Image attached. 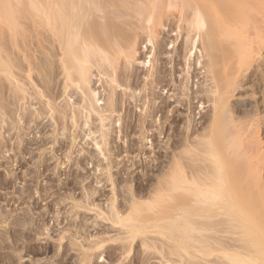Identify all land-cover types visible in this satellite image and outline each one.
<instances>
[{
	"label": "bare ground",
	"instance_id": "6f19581e",
	"mask_svg": "<svg viewBox=\"0 0 264 264\" xmlns=\"http://www.w3.org/2000/svg\"><path fill=\"white\" fill-rule=\"evenodd\" d=\"M167 23L169 24L167 26L172 25L176 28V35H178V31L182 34V43H180L181 46H178L179 48L176 49L177 52L174 62L175 64H179V66L182 64L184 67L183 71L186 69L184 76L180 77L182 79H180V81L178 79L177 81V83L180 82V85L174 90H178V92L173 101H176L180 106H175V108H173L174 115L172 114L171 122L166 126V130L171 131L170 135L168 133L171 139L170 144L164 146L166 151L167 149L170 150V162H167L169 163L167 168H169L167 169L168 171L165 170V175H161L163 177H161L159 181L156 180V183L153 182L156 186L155 184L150 185L152 186V189L149 188L151 191H147L148 185H146L147 187L145 188L147 189L138 188L134 191L135 193L133 192L135 197L130 199L131 205L130 202L128 203L130 205V211L137 213L136 216L134 215L136 218L130 214L129 210V213L122 215L121 209L119 210L114 203L110 205L116 209L112 207V212L110 214L111 208L108 210L107 208L109 207H106L109 215L107 216L108 218L105 217V219L111 218L110 220L113 221H111L112 223H123V226L129 221H133L134 223L137 222L134 221L137 217L139 221V217L142 216L140 221L142 223L144 220L145 223L148 222V218H150V223H152V225L148 224L149 222L146 224L152 227L146 225L144 231L148 233L150 228H156L153 232L159 235V239H154V244L153 241L151 242L153 245H148L150 242L146 239L149 243H143L146 247H142L145 249L147 247L148 249L152 248L150 251L153 250V252L151 251L152 253L150 252L149 256L153 254L158 258L161 264H264V151L262 150V140L258 138L259 133L257 134V132H259V130H257L259 127L256 129L258 121H256L257 124L254 121L256 124V126L254 125L255 127H253L254 130H252L253 121L251 120L253 118L250 119L247 116L248 120H251L249 123L250 120H244L243 117L241 122L242 116H239L241 113L235 116V114H238L236 112L237 110L234 108L236 102L230 100V98L235 95L237 89L244 88V86L247 85V87H249V85L253 87V85H251L252 82L251 84L249 83L251 81L249 80L250 75H242V69L252 65L255 56L260 54L261 50L264 48V0H0V26L3 28H0V71L4 73V76L10 74L8 77L11 79L9 80L10 82L8 81V83H11L9 84L11 85L9 86L11 93L10 98L14 97L15 94L14 99L16 100V104L13 102L16 108L13 107L14 110L11 113H8L9 109H5L6 107L8 108V106H5L6 104L4 105V102H1V128L2 123L4 124L5 119L7 120L8 118L5 111L10 114L9 116H12L10 117L12 119L13 112L17 109L16 117L14 116L17 119L16 125L14 126L11 121H9V124L12 123L15 130L18 132H20L22 128L20 127V125L23 124L21 122H25L24 120L21 121V119L24 117L25 119L28 117L33 119V115L38 109H33L35 110L33 114L31 108H28V110L26 109L28 106L26 108L23 106L27 105L25 102L28 103V101L30 104L32 101H39L40 103L43 101L45 94L42 90H47L46 88L48 87H46V85H48V83H44V85L46 84V88L40 85L43 84L42 82L46 77L48 81L50 78L52 79L56 74L52 73L54 75H50L54 69V71H58L57 77H54L58 82H55L53 78L49 83L55 82L56 84H52L54 86L57 85L59 91L56 95H54V92V96L52 95L53 92H49L50 94L47 95L48 91H46L47 98L46 100L44 99L46 103L43 104H46L45 106L48 105L47 107L50 106L51 112L55 108L60 110L63 114L59 113L60 111H58V113L62 114L63 117L65 116V119L68 118V121L70 119V124L72 122L74 126V129H71L73 126L69 124L71 126L70 128L69 125H67L69 123L67 120L65 121L66 124L64 121H60V123H58V121V131L56 130V134L63 128H70V130H73L69 134L70 137L67 135L65 136L66 138L68 137V139L72 136V140L70 139V141L74 145L78 137L80 138L83 136L82 132H77L78 127L83 130L86 126L90 132L94 134L93 137L90 135V137L94 139V145L92 146L94 148L87 153L88 155L84 154L85 159L89 158V160H93L95 158H102L100 160L103 161L102 168L107 174V179L111 181V184H114L116 179L112 177L113 173L111 169L114 167L117 170L118 167L115 166H117L119 162L117 163L114 159L112 160L111 155H118L123 150L121 145H116L114 148L116 150L110 148L111 146L108 147V144L111 142L108 136L112 134L113 131L111 127L114 124L113 122H115L113 114L116 113L119 108V102H121L120 100L122 99L119 97L120 95L121 97L123 96L122 92L124 91L127 97L125 99L123 98L124 101L122 100L125 105L124 108L127 109V111L130 104L128 103L129 105L126 106V100H128L129 97H131V99L134 98V100H138V98L141 101L143 100V105H141L142 107L144 106V110H139L143 112L141 116L139 115L137 123L135 122L136 124H133L129 122L125 128L126 131L132 132L137 126L141 141L144 139L148 140L149 126H152L156 114L159 112L162 113L164 109H167L169 106V101H167V99H160L161 101L156 105V99L160 96L157 90H155L159 84L163 88L172 85V82L175 81V78L173 80L167 79L171 75L167 77L166 73L169 69L165 66L166 60L164 63V59L162 61L159 58L162 61V63H160L161 61L159 62V66L157 64V66H155L154 64L156 61H154L155 63L151 62L152 60L149 58L146 62L143 61V66H150L148 63H154L151 65V69L148 71L146 70L147 73L144 75H141L142 72L140 73L141 68L138 69L140 71L137 70L139 66L133 68V63L135 60V62H137L138 58L136 56H138L137 52L139 48H136V45L141 35H143V33L147 34L149 40L146 41L147 43L148 41H152L153 43L151 42V44L153 46L156 35L163 31H160V29L162 26L164 28ZM170 29L171 27L169 30ZM5 33L8 34L9 44H11V59L6 53L9 48L5 49ZM152 37H154V39H152ZM142 39L145 40L144 38H141V40ZM164 41L159 39L158 42L156 41L157 43L154 44L156 45L158 53H163L167 49L166 41ZM173 46L177 47V45L174 44ZM36 50H41L44 58H41L42 54H40L41 57L39 54H36ZM41 51L39 53H41ZM156 54L155 52V55ZM36 55L40 57H38L39 59H43L42 62L37 60L38 58ZM153 60H155V57ZM191 64L197 66V69L201 67L204 73L203 85H196L197 87L194 90L191 88L192 85L189 87V79L192 78L193 80V78H195L193 77L194 72L190 75L189 68ZM257 64L259 65V63ZM131 65L132 68L130 67ZM143 66L141 67L143 68ZM15 67L17 70H21L20 68H22V70L17 72V70H14ZM253 68L255 69V66ZM263 70L264 69L258 70L260 71L259 77L261 78V82H259L260 84L262 83V85H264ZM173 73H175V71ZM4 76L2 74L0 78ZM42 76L46 77L44 78ZM48 76L51 77L48 79ZM94 76L98 78L95 77L96 79H94ZM40 78H44L42 82ZM141 78L142 81H144V84L142 83L143 86L140 84ZM1 80H3V78ZM255 81L257 80L255 79ZM3 82L6 83L5 81ZM98 82H100L99 84L102 87L98 85V89L101 88V91H106V94L103 93L102 95L100 93L103 98L99 96V91H96L97 88L95 84L97 85ZM124 85L125 89L123 90L121 86ZM138 85H140L139 87L142 86V93L140 94V91L138 92L139 95H136L133 92V88ZM50 86L52 85H49V88ZM54 86L50 89H55ZM0 87L1 92L2 86ZM10 87H13L15 91ZM117 87H121L120 89L123 90L121 92L122 94L118 92L119 95L117 93ZM41 88L42 90H40ZM30 89L33 91L29 92ZM127 89L131 90L129 91L130 93ZM32 92L35 94L33 95ZM0 94L2 97V92ZM73 95L75 97H73ZM104 95L106 98H104ZM36 97L42 100H38L39 98L36 99ZM234 97H236V95ZM25 98H27V100H25ZM59 98H61V101ZM11 99V101L14 100L13 98ZM35 99L38 101H35ZM0 100L3 99L1 98ZM34 102L32 104H34ZM122 102L120 105L123 106ZM204 102L210 104V113L208 116L205 114L198 116L200 120L195 122V108L198 107L197 104L199 103L201 107ZM38 106L40 109L37 111V114L41 112L40 110L42 108H46L45 106L43 107L42 104L38 105L37 103L36 107L38 108ZM31 107H33V105ZM3 109L5 111H3ZM56 109L52 112L53 115H56ZM181 109L183 110V114L185 111L184 115L181 113ZM207 110H209V108ZM43 111L51 114L49 110V112H46V110ZM58 113L57 115L59 118ZM246 113L249 112L246 111ZM250 113L252 114V112ZM1 114L6 118L4 119ZM42 114L40 113V115ZM53 115H51V118L49 115V119H52V121L55 118V116L52 117ZM111 116L113 120H111ZM63 117L60 118V120L63 119ZM259 118L256 120H259ZM31 119L30 121H32ZM262 120H264V118ZM19 121L21 122L19 123ZM33 121L35 122L34 119ZM95 121L98 123H96V127L92 128L93 126L91 127L90 124H95ZM107 121H111L112 123H108ZM121 122L123 123V121ZM61 123L65 124L63 128ZM163 123L165 122L163 121ZM119 124L120 123L116 126H119ZM13 126L11 127L12 129H14ZM155 128L157 130L155 135L159 134L160 136L163 133L164 125ZM249 128L252 129L250 130ZM152 131L154 132V130ZM53 132H55V129ZM67 132L69 133V131ZM153 134H151L152 137ZM165 135L167 136V134ZM51 136L53 135L51 134ZM97 137L101 139V143L99 140H96ZM87 138L86 140H88ZM68 139L67 141H69ZM1 140H3V138ZM133 141H127L126 147L123 146L126 151L133 152V150H136L135 146L138 144L136 145ZM111 143L113 144V142ZM78 144L79 141L76 142V145ZM143 147L142 145L138 150L141 149L139 151L142 152L144 149ZM71 148L73 149V147ZM79 149L80 148H78V150ZM83 152H85V150ZM70 153L66 152V154L69 155ZM167 154L169 155V153ZM124 157H126V155ZM89 162L90 161H88V163ZM93 163H95V161ZM96 165L98 168V163ZM100 173L101 172H99V174ZM103 178L102 176V179ZM123 182L124 181H122V183ZM76 183H79V181ZM118 188H120V185ZM127 190L131 191V189ZM97 191H99L98 188ZM100 195L102 194L100 193ZM130 195L132 196V194ZM123 197L124 196H122V198ZM112 199H114V197ZM109 201H111V198ZM75 202L76 201L73 202V205ZM80 203L77 204L81 206ZM87 203L88 202H86V204ZM128 203L126 202V204ZM156 204L159 206H155ZM86 206H84V208ZM129 207L127 205V209ZM157 207L159 208L158 211H156ZM154 208L155 210H153ZM89 209L91 210V208ZM144 211H148V213L149 211H154V214L152 213V215L150 213L151 217L150 214ZM125 212L127 211L125 210ZM100 213L99 211L98 214ZM102 213L101 216L103 215V217L101 218H104L105 214ZM129 214L132 216L133 220L131 217L127 218L126 215L130 216ZM155 215L159 217V220L162 222H159L157 217L155 219ZM146 216L149 217L145 218ZM151 219H155L157 222L154 220L153 224ZM134 223L131 224L133 225ZM142 223H140V225ZM137 224L139 225V223H135L133 226ZM126 225L127 223L124 226ZM129 225L126 226L127 229ZM147 226L149 228H147ZM138 228L141 229L142 226H138ZM129 229L127 231H130V233L132 230L133 232L137 230L136 227H131V225ZM140 229L138 232L143 230V228L141 231ZM117 230L119 231L120 229ZM144 231L142 232L144 233ZM151 231L149 232L153 234ZM135 232L137 233V231ZM130 233L129 236L132 235V233ZM152 237L154 238V236ZM155 240H159V244L157 243L158 241H156L157 245H155ZM142 242H145V239ZM124 244L120 246H124ZM91 247H93V244L90 248ZM148 249L144 250L147 256ZM137 263L135 262V264Z\"/></svg>",
	"mask_w": 264,
	"mask_h": 264
},
{
	"label": "rangeland",
	"instance_id": "374dc122",
	"mask_svg": "<svg viewBox=\"0 0 264 264\" xmlns=\"http://www.w3.org/2000/svg\"><path fill=\"white\" fill-rule=\"evenodd\" d=\"M168 22H169V20H168ZM169 24H170V22H169ZM169 24L167 23V24H165L166 26L164 25L166 28L165 27L163 28V26H162L160 31L161 30H163V31L159 32L156 35V37L158 36L157 40H156L155 36H154L155 39H154V37H152V39H154V41H155L154 44H156L159 39L160 40L162 39L163 41L165 40L166 42L165 41L164 42L166 43V48L168 49V47H169L168 50L166 49L163 53L162 52L158 53V51L156 50V45L153 44V46H152V44H151L152 41H150V42L148 41V43H147L146 40H149V39L147 38V34H144V33H143V35H141V37L139 39L141 40V38H144L145 40L142 39L143 40V42H142V40L140 41L138 39V41L140 43L137 42L138 44L136 45V48H139L138 49L139 51L137 52L138 56H136V57H138L137 62H135L136 60L134 61L133 68L134 67L136 68L139 66L137 68V70L141 68L140 69L141 71L138 70V71H140V73L142 72L141 75H144L145 73H147L146 70L148 71L149 69H151V65L155 63L154 61H156V63L154 65L159 66L160 63H162V61L164 59V63L166 60L165 66L169 69L166 73L167 77L171 75L170 76L171 78L168 77L167 79L173 80L175 78V81L172 82V85H169V86L162 88L161 85L159 84L157 86V88L155 89V90H157V92L159 93V96H160L159 98L156 99V102H157L156 105L159 104V101H161L160 99H167V101H169L168 102L169 106L167 107V109L166 108L164 109V111H163L164 113L162 112L163 114L159 112L154 117L155 122L153 121V123H152L153 127L149 126L148 140L144 139L141 141V139H140L141 137L139 134L140 132H139V129L137 126L134 129V131H132V132L126 131V129H125L126 126L128 125L127 123H129V122H132L133 124L135 122L137 123V119H138L139 115L141 116V113L143 112V111H139V110L140 109L144 110V106L142 107V105H143L142 101L143 100L142 101L139 100L138 97H137L138 100L137 99L134 100V98L131 99V97H129V99L126 100V104H127L126 106H128L130 104L128 106V111H127V109L124 108L125 105L122 102V100L124 101V99L127 98L126 95L124 94V91H123L125 89V85L121 86V87H123L122 88L123 90L120 89L121 87L120 88L117 87V93L118 92L121 93L123 91L122 93H123L124 97L123 96L121 97V95L118 93L120 95L119 98L120 99L122 98L120 101L122 102L123 106L120 105L121 102H119L120 103L119 108H118L119 110L117 109L116 113L113 114L114 118L111 116V120H113V119L115 120V122H113L115 124V126L118 125V123H120V124H119V126H116V127L114 126V124H113V126H111L113 128V131L111 130L112 134H110L108 137H109V140L111 142H113V144L109 141L110 144H108V147L111 146L110 148L114 149L116 145H121L123 151H121V153H119L118 155L117 154L111 155L112 160L114 159L115 162L116 161H117V163L119 162V164L117 166H115V167H118L117 170L114 167L111 169V171L113 173L112 177L116 179V182L114 184H111L110 183L111 181H109L107 179V174H106V172H104V169L102 168L103 167L102 166L103 161L100 160L102 158H99V159L95 158L93 160L91 159L92 162H91V160H89V158L85 159V155L87 153H89V151H91L94 148V147H92L94 145L93 144L94 139L91 138L94 136V134H92L86 126L83 129L84 131L78 127L77 132L78 131L82 132L83 136L80 138L78 137V139L76 141V142L79 141L78 145H76V142L73 145L70 141L72 136L69 139H68V137L66 138V136H65V135L69 136L70 132L73 131V130H70V128H71L70 125L73 126V123L71 122V124H70V122H69L70 119H69V121H68V118L65 119L66 117L64 116L65 117L64 118L62 116L63 113L60 110H57L55 108L56 109V112H55L56 115H53L52 112H54L55 109L52 110V112H51V109L49 108L50 106L47 107L48 105L45 106L46 104L45 105L43 104V103H46V102H44L47 98L46 97V91H48L47 95L50 94L49 92H51V93L53 92L52 95L55 92L54 95H56V93L59 91V87L57 85L54 86L52 84V83L56 84L55 82H58V80H55L56 78H54V77H57L56 75H58V71H56V70L54 71V69H53V71L51 72V74H50L51 76L54 75L52 73H56L52 77V79L50 78V80H49V81H51L54 78L55 82H50L51 84L47 80V77H46L47 75L45 76L46 78L44 76H42L46 79V81L44 78H43L44 80L40 78L41 82L43 80V82H42L43 84L40 86H42V87L44 86V88L48 87V88H46L47 90H45V91L42 90V88L40 89L45 94L44 95L45 97L43 98V101L41 103L38 101L41 99L39 97H36V99L39 98L38 100L35 99V101H38V102L32 101V103L34 102V104H32V103L30 104L29 101H28V103L25 102V104H27V105L24 104L25 106H23V107L26 108L28 106L26 109L31 108V110L33 111V114H34L36 109H38V110H36V113L33 115V119L35 120V122L33 121V119H31V117H28L29 119L28 118L25 119V117L23 119H21V121L24 120L25 122L19 121V123L20 122L23 123L20 125V127H22V128L24 127L23 128L24 131L21 128L20 132H18L14 128V126L16 125V120H17L15 118L17 109H15V111L13 112V118L12 119L10 118L12 116H9L10 114H8V113H11L14 110V108H16V105L13 104V102L16 104V100L14 99L15 94H14V97H11L15 101L14 100L11 101L12 99L10 98L11 93H10L9 86H11V85H9V84H11V83H8V81L11 80L10 78H8L10 74H8L7 76L5 75L6 76V79H5L4 73H2V71H0L4 76V77H2L3 80H1L2 78H0V86H2L1 92L3 94L2 97L0 96V99L1 98L3 99V100H0V104H1V102H4V105L6 104L5 106H8V108L6 107L5 109L6 110L9 109V111L11 109V111L10 112L8 111V113H7V111H5L3 109V111H5L6 114L8 115V118L6 120L5 119L6 117H4L1 114V116L4 117L5 122H6V123L4 122L5 125L2 123V128H1V122H0V131H1L0 132V138L1 139L3 138V140H4L3 141L0 139V264H127L128 262H129L128 264H135V262L136 263L138 262L137 264H145V263L146 264H161L160 261L158 260V258L155 257L153 254H151V256H149L150 255L149 253L151 251L153 252V250L150 251V249H152V248H150V247H149L150 249H148V247L146 248L149 251V252L147 251V253H148V256H147L146 251H144L146 249L144 247H142V246H145L143 243H149L150 242L148 244V245H150L151 242L153 241V244H154V239H157L159 237L158 234L153 232L154 230H156V228H154V227H153L154 229L150 228L148 230V233L144 231V229H145L144 227L146 225H148V224L152 225V223H150V218H148L149 216L145 217V218H148V220H149V221L147 220L149 223L146 222L148 224L145 223V220L143 223L140 222L142 216L139 217L140 218L139 221L137 220L138 217L136 220H134V221H137L135 223H139V225L137 224L136 226H133V225H135V223L133 221L126 222L127 223L126 226H128L130 224L131 227H136V229H137V230H134V232L132 230L131 236H129L130 231L129 232L127 231L130 228V225H129L128 229L126 226H124L126 224L125 223L126 219L124 221L125 224L122 226L123 223H120V224L118 222H117L118 224H116L115 222L112 223L113 221L110 220L111 218L105 219V217H107L112 212L113 206H111L110 204H114V203H115V206H117L119 208V210L121 209L120 211H121L122 215L129 213L128 210L130 211L129 206L131 205L130 199H132V197L133 198L135 197L134 191L138 188H142V189L148 188L147 191H151L150 189H152V186H150V185L155 184L156 180L159 181V179H161V177H163L161 175L162 174L165 175V173H166L165 170H167L169 168V167L167 168V166L169 164L167 162H170V150L167 149V151H166V148L164 146H167L170 144L171 139L169 138L168 133L170 135L171 131L166 130V126L168 123L171 122L172 116L174 115L173 108H175V106H177V107L180 106L176 101H173V100H175V97L177 96V92H178V90L177 91H174V90H176L178 88V86L180 85V82L177 83V81H178V79H179V81H180V79H182L180 77L184 76L185 70H186V69H184V71H183L184 67L182 64H180V66H179V64H175V62H174V59L176 58V52H177L176 49L179 48L181 46L180 43H182L181 42L182 34L179 33V31H178L177 33L179 36L176 35V31H177L176 28H174V26H172V25L167 26ZM168 27L169 28L171 27V29L172 28L173 29L169 30ZM0 28H1V26H0ZM1 29H3V28H1ZM160 33H161V35H160ZM5 36H6V38H5L6 39L5 40V45H6L5 49L9 48L7 51H10V52L6 51V53H7V56L9 55L8 57L10 58V55L12 53L11 47H10L11 44H9L10 42H9V38H8L7 33H5ZM176 36H177V40H176ZM163 37H165V38H163ZM167 42L170 44V46L172 48L169 46V44ZM173 44L177 45V47L176 46L174 47ZM151 48H152V51H151ZM153 50H154V52H153ZM40 51H37V53L36 52L35 53L40 55V54H42V51H41V53H39ZM155 52L157 53L156 55H155ZM174 53H175V55H174ZM171 54H173V55H171ZM197 54H199V53H197ZM139 55H141V56H139ZM258 55H259V58H258ZM36 56H37V58L39 57L38 55H36ZM34 57H35V54H34ZM40 57H41V55H40ZM154 57H155V60H153ZM39 58L37 60H40V62H42L43 59L41 60ZM41 58H44L43 54H42ZM148 58L150 60H152L151 62H154V63H148V64H150V66L149 65L143 66L144 62L149 60ZM263 59H264V48L261 50L260 54H257L255 56V59H254L252 65L248 66L247 68L242 69V75H246V74L250 75L249 80H251V81L249 83L251 84V82H252L251 85H253V87H251L250 85H249V87H247L248 85L246 84L247 86H244V88L237 89V91L235 92L236 97H234L235 95H233L232 96L233 98L231 97L230 100H232L233 102H236V104H234V106H235L234 108L237 110L236 112L238 114H235V116H238L241 113V115H239L240 117L242 116L241 122H242L243 117H244V120L245 119L248 120V117L250 119L253 118V119H251L253 121L252 122L253 126L251 125L253 128L257 124L256 121H258L256 129L259 127V129H257V130H259V132H257V134L259 133V137L257 134H256V136L260 140L263 141V142L261 141V143L263 145L262 150L264 151V120H262L264 118V94H263L264 93V85H262V83L260 84V82H261L260 81L261 78L259 77L260 71H258L259 69H264V65H263L264 60ZM140 63H141V65H140ZM167 63H168V65H167ZM257 63H259V65ZM141 66H143V68ZM172 66H174V67H172ZM199 66H198V68H199ZM252 66L253 67L255 66V69ZM16 67H15V69L14 68H12V69H14L16 71L17 70ZM54 67H55V65H54ZM130 67L132 68V65ZM130 67H128V68L131 69ZM20 69L22 70V68H20ZM189 69H190L189 70L190 75H191V73L194 72L193 77H195V78H193V80H192V78L189 79L190 80L189 81V87L192 85L191 88L194 90L197 87L196 85H200V86L203 85V83H204L203 82L204 81L203 80V76H204L203 74L204 73H203V69L201 70V67L199 69L202 73L199 71V69H197V66H194L192 64H191ZM21 70H17V72L21 71ZM169 71H171V72H169ZM174 71H175V73H173ZM245 71H247V72H245ZM251 72H253V73H251ZM263 72H264V70H263ZM1 73H0V76H2ZM172 73L174 74V76ZM43 74H44V72H43ZM51 76H48V79ZM172 76H173V78H172ZM251 76H252V78H251ZM95 77L96 76H94L93 78L94 79L98 78V77H96V78ZM57 79H59V78H57ZM255 79L257 81H255ZM3 81H5L6 83H4ZM143 82L144 81H142V78H141L140 84H142ZM44 83H48V85L45 84L46 85V87H45ZM99 83L100 82H98L97 85L95 84V87L97 88L96 91H99V96H101L103 98L102 95H103V93L106 94V91H103V90L101 91L102 87L100 86ZM143 84H142V86H143ZM49 85H52V86H50V88H52L54 86L55 89H50ZM58 85H59V83H58ZM98 85L101 88L98 89V87H99ZM175 85H177V86H175ZM139 86L140 85L133 88V92L136 95L137 94L139 95L138 92H140V91H141L140 94L142 93V90H141L142 86L141 87H139ZM10 88H12V90L15 91L13 89V87H10ZM49 90H54V91H49ZM31 91H33V90L30 89L29 92H31ZM127 91L129 92L131 90L127 89ZM100 93L102 95H100ZM34 94L35 93H33V95ZM25 95H26V93H25ZM27 95H28V93H27ZM74 95H73V97H75ZM4 98H5V100H4ZM61 98H59L60 101H61ZM104 98H106V96ZM25 100H27V98H25ZM35 103L36 104L38 103V105L42 104L43 107L45 106L46 108L45 109L42 108L40 110L41 112H39L37 114V111H39L40 108H39V106L37 108ZM206 103L207 102H204L201 107L199 105L200 103L197 104L198 107L195 108V115H196L194 117L195 122H198L200 120V118L198 116H201L204 114L207 116L209 115V113H210L209 105L210 104L209 103L206 104ZM32 105H33V107H31ZM120 107H122V108H120ZM140 107H142L143 109ZM0 108H1V106H0ZM208 108H209V110H207ZM259 108H260V110H259ZM33 109H35V110H33ZM47 109L51 112V114L45 113V111H43V110H46V112H47L48 111ZM242 109H244V110H242ZM249 109H251V110H249ZM123 110H125V111H123ZM206 110H207V112H206ZM245 110L249 113L252 112V114L250 113V115H249V113H246ZM58 111H60L59 113H62V114H59ZM118 111H119V113H118ZM42 112L44 115L42 114ZM40 113L42 115H40ZM57 113L59 114V118H58ZM117 113H118V115H117ZM181 113L183 114L182 109H181ZM6 114H5V116H6ZM184 114H185V111H184ZM35 115H37V116H35ZM38 115H40V116H38ZM49 115H50V118H51V115H53L52 117L55 116L54 120L56 122L54 120H53L54 121L53 122L52 119L50 120ZM119 116H120V118H119ZM251 116H253V117H251ZM254 116H255V118H254ZM62 117L64 120L63 119L60 120V118H62ZM258 118H259V120H256ZM30 119L32 121H30ZM117 119L119 120V122ZM66 120L69 122V123L67 122L68 123L67 125L70 124L69 125L70 128H68L66 126L69 130L67 128H65V129L63 128L66 124L65 123ZM244 120H243V122H244ZM251 120L249 121V123L251 122ZM0 121H1V117H0ZM9 121H11L14 124V126L12 123L9 124ZM29 121H30V123H29ZM60 121L61 122L64 121L65 124L61 123L62 128L64 130L61 128L62 130L61 131L59 130V133H58L59 135H58V134H56L57 133L56 130L58 131L57 128H58V123H60ZM96 121H95V124L94 123L90 124L91 127L93 126L92 128L96 127V123H98ZM121 121H123L124 124ZM163 121L165 123H163ZM248 121H247V123H248ZM254 121L256 124L254 123ZM108 123H112V122L110 121ZM121 124H122V126H121ZM11 125L13 126L14 129L11 128L12 127ZM163 125H164L163 133L160 136H159V134L155 135V132H157L155 127H157V126L161 127ZM107 126H109V125H107ZM59 128H60V125H59ZM252 128H249V129L251 130ZM54 129H55V132H53ZM66 129H67V131H69V133L66 131L68 134L65 132ZM71 129H74V126ZM136 129H138V130H136ZM80 130H82V131H80ZM152 130H154V132ZM252 130H254V128ZM23 132H25V133H23ZM1 134H4V135H1ZM51 134L53 136H51ZM151 134H153V137L151 136ZM165 134H167V136ZM90 135H91V137H90ZM87 136H88V138H87ZM55 137L56 138L58 137V138L56 139ZM59 137H60V139H59ZM64 137L66 140L64 139ZM85 137L88 140H86ZM99 137H97L96 140H99V142L101 143V141H100L101 139H99ZM167 137L170 140H168ZM67 139L70 142L67 141ZM152 140H154V141H152ZM127 141L128 142L133 141L136 143V145L138 144L137 146H135L136 150H133V152L132 151H126L124 147H126V144L128 143ZM150 143H151V145H150ZM141 144L144 146L143 147L144 149L142 150V152L139 151L141 149L138 150V148L142 147ZM66 145H68V146H66ZM69 145H70V147H69ZM71 145H73V146H71ZM75 145H76V147H75ZM113 145H114V147H113ZM54 147H55V149H54ZM71 147H73V149ZM78 148H80L81 150L80 149L78 150ZM83 149L85 150V152H83L84 151ZM147 149H151V150H147ZM70 150H71V153H70ZM114 150H116V149H114ZM66 152L70 153V155L66 154ZM75 152L78 154H76ZM167 153H169V155ZM43 154H44V156H43ZM125 155H126V157H124ZM165 155H167V156H165ZM69 156H70V158H69ZM62 157H63V159H62ZM65 157H67V158H65ZM135 157H137V158H135ZM83 158H84V160H83ZM87 160L90 162L88 163ZM94 161H95V163L97 161V163L99 165L98 168L96 167L97 163L96 164L93 163ZM38 162H39V164H38ZM60 162H62L63 164ZM145 163H147V164H145ZM124 164H126V165H124ZM144 166H145V168H144ZM101 168H102V170H101ZM86 169H87V171H86ZM92 169H94V170H92ZM83 170H84V172H83ZM99 172H101V173L99 174ZM103 172H104V174H103ZM162 172H164V173H162ZM87 174L89 175V177ZM102 176L104 177L103 179H102ZM118 176H119V178H118ZM125 177H127V178H125ZM83 178L86 180V182ZM128 178H129V180H128ZM130 178H131V180H130ZM77 180L79 181V183H76V182H78ZM80 181H81V183H80ZM122 181H124L123 182L124 184L122 183ZM128 182H131V183H128ZM153 182H155V183H153ZM122 184H123V187H122ZM129 184H130V186H129ZM131 184H132V186H131ZM119 185H120V188H118ZM146 185H148V187ZM98 186H100V187H98ZM155 186H156V184H155ZM87 187L91 191H89L87 189ZM125 187L127 189H131V191L127 190ZM145 187H147V188H145ZM97 188L99 191H97ZM111 188H112V190H111ZM153 188H154V186H153ZM113 189H114V191H113ZM116 191L118 194L116 193ZM96 192H97V194H96ZM88 193H90V194H88ZM100 193L102 195H100ZM130 194H132V196ZM110 195H111V197H110ZM121 195L124 197L122 198ZM117 196H119V197H117ZM113 197H114V199H112ZM110 198H111V201H109ZM74 201H76L75 202L76 204L74 203V205H73ZM86 202H88L89 204L88 203L86 204ZM126 202L127 203L130 202V205H129V203L126 204ZM77 203L78 204L80 203L81 206L78 205ZM83 205L84 206L87 205L86 207L88 209L86 207L84 208ZM127 205L129 207L128 209H127ZM96 206H98L99 208ZM100 206H102V207H100ZM107 206L109 207V208H107L108 210L111 208V211L109 212V214L107 212L108 210H106ZM155 206H159V205L156 204ZM89 208H91V210ZM157 208H156V211L159 210V208L158 209ZM92 209L96 210V211L94 210L95 213L93 212ZM114 209H116V208H114ZM125 210L127 212H125ZM153 210H155V208ZM99 211L101 213L104 212V213H102V214H105L104 218H101V217H103V215L101 216V213L98 214ZM144 212L148 213V211H144ZM132 213H133V211H130V214L133 216L134 215L136 216V214H137L136 212H134L133 214ZM150 213L154 214V211H152V212L149 211L148 214H150ZM151 214H150V216H151ZM131 215L130 216L126 215V216H127V218L131 217V219H132ZM156 217L157 216L155 215V219H156ZM157 219L159 222L161 221V220H159V217H157ZM128 220H130V219H128ZM154 220L151 219V222L153 221V224H154ZM155 221L157 222V220H155ZM131 223H134V224L132 225ZM140 223H142V224L140 225ZM138 226L139 227L142 226V228H143L142 231H144V233L141 231L142 228L140 229V228H138ZM148 226H147V228L152 227V226H149V227ZM115 228L120 229V230L122 228V230L121 231L119 230L120 231L119 232ZM147 228H146V231H147ZM131 229H134V228H131ZM131 229H129V230H131ZM139 229L142 233L138 232ZM135 231H137V233ZM149 231L153 232V234L150 233ZM149 234H150V236H149ZM116 236H118V237H116ZM152 236H154V238ZM140 239H143V240H140ZM144 239H145V242H142V241H144ZM146 239L149 242H147ZM150 239H152V240H150ZM91 241H93V242H91ZM139 241H140V243H139ZM156 241H158L157 243L159 244V240H155V245H157ZM124 243H126V244H124ZM92 244H93V247L90 248V246H92ZM123 244H124V246H120ZM153 244H151V245H153ZM86 251H87V253H86ZM90 254H92V255H90ZM86 255H87V257H86Z\"/></svg>",
	"mask_w": 264,
	"mask_h": 264
}]
</instances>
